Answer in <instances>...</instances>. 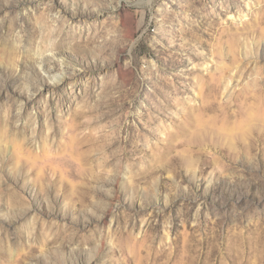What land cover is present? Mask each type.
Instances as JSON below:
<instances>
[{"label": "rangeland", "instance_id": "374dc122", "mask_svg": "<svg viewBox=\"0 0 264 264\" xmlns=\"http://www.w3.org/2000/svg\"><path fill=\"white\" fill-rule=\"evenodd\" d=\"M0 264H264V0H0Z\"/></svg>", "mask_w": 264, "mask_h": 264}, {"label": "bare ground", "instance_id": "6f19581e", "mask_svg": "<svg viewBox=\"0 0 264 264\" xmlns=\"http://www.w3.org/2000/svg\"><path fill=\"white\" fill-rule=\"evenodd\" d=\"M63 65H64V64H63ZM55 78H56V77H55ZM59 79H60V78H59ZM63 80H66V79H63ZM63 80H62V81H63ZM54 83H55V82H54ZM54 83H53V84H54ZM55 85H56V84H55Z\"/></svg>", "mask_w": 264, "mask_h": 264}]
</instances>
